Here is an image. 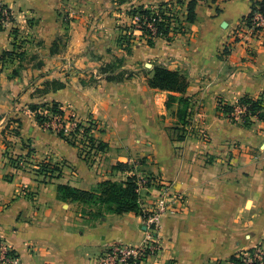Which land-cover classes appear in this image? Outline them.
<instances>
[{
  "label": "crops",
  "instance_id": "obj_1",
  "mask_svg": "<svg viewBox=\"0 0 264 264\" xmlns=\"http://www.w3.org/2000/svg\"><path fill=\"white\" fill-rule=\"evenodd\" d=\"M169 1L0 0L15 18L0 31V236L17 264H99L113 245H141V214L66 201L58 191L132 174L155 175L183 195L162 215L159 249L141 264H234L239 251L264 249V120L246 127L219 107L264 93V30L245 21L253 0H200L193 22L185 21L189 0H174L183 32L153 45L136 36L131 51L120 45L131 9ZM13 27L25 57L3 66ZM156 65L183 73L187 90L151 87ZM54 79L64 86L35 92ZM53 101L66 119L92 120L108 147L87 157L58 124L42 126L29 105ZM119 161L131 169L116 168ZM43 162L61 174H42ZM141 191L145 204L154 201L153 189Z\"/></svg>",
  "mask_w": 264,
  "mask_h": 264
},
{
  "label": "trees",
  "instance_id": "obj_2",
  "mask_svg": "<svg viewBox=\"0 0 264 264\" xmlns=\"http://www.w3.org/2000/svg\"><path fill=\"white\" fill-rule=\"evenodd\" d=\"M177 4L180 3L181 0H175ZM200 0H189L187 3V12L185 15V21L193 22L197 17V3ZM7 11L9 14V20L14 21V15L11 8L4 4L0 3V31L5 28L4 20H7V16L4 13ZM159 12V16L158 13ZM256 12H260L264 15V0H253V7L251 12L245 17V21L248 26L254 27L255 30L262 28L255 24L254 15ZM130 15L138 14L142 19L145 18H155V25L157 26V32L155 35H152V32L149 28H145V38L149 45L155 44V40L158 37H167L170 38L171 33L176 34L178 32H183L185 29L184 22L181 19V15L178 11L175 10L174 0L163 3L159 6V8L152 7H136L129 11ZM129 27V26H128ZM127 27L123 30H126ZM264 29V28H263ZM12 36L14 40V48L11 50H4L1 54V60L3 66H7L14 61H22L25 57V51L22 49L23 40L19 39V29L18 27L12 28ZM132 34L123 33L119 37L120 45L124 46V48L128 51L132 49ZM20 72L18 69L13 70V75L17 76ZM148 83L151 87L185 92L189 86V81L187 77L177 71L169 69L165 66L156 65L152 71V74L148 77ZM64 86V83L59 80H51L45 81L42 83V87H36V93H46L50 90H56ZM237 105H245L247 108L246 114L244 116L243 121L241 123L243 126L249 127L253 123V117H256L260 120H264V93L258 97H252L249 95L242 96L235 104H228L222 101H219L220 109L227 113L233 121H238L234 112ZM31 110L35 112L36 119L38 122L45 127L46 123L51 122L52 119H57V117H61L63 121V127L56 128L55 130L58 134L69 141L71 144L80 145L81 142L85 143L88 140V153L86 150V154H92L93 151L97 150H105L108 147V143L102 140L97 139L94 136V128L96 124L90 120L87 122L77 121L76 126L71 129L69 132L66 131L65 123L67 120H74L72 116L66 119V113L62 108V104L58 101L53 102H42V103H31L29 105ZM41 108L46 109L48 112H44ZM49 129H53L50 125L47 127ZM79 135L82 137L79 139ZM82 151L85 150L82 145ZM85 153V152H84ZM88 157V156H87ZM12 159V158H11ZM16 165H18L17 159H12ZM116 168H120L123 170L131 169V166L128 163L119 161L116 165ZM55 171H58L57 176L61 174L60 169L55 166L51 167L48 163H41L39 172L42 174H48L49 176L53 175ZM138 189V175L132 174L127 177L125 182H117L110 179L104 180L98 184L95 189H83L70 184L60 183L58 184L59 196L66 201H79L85 203H94V204H109L108 209L114 211L116 213H123L126 211H134L137 214H141L144 218L146 216L143 208L140 204L139 197L140 194L137 191ZM2 238H0V242ZM261 246H257L254 248H250L246 251H239L238 253L231 256V261L234 264H243L244 255L255 256L257 251ZM11 254H15V251L11 248L9 251ZM17 256V255H16ZM264 259V258H263Z\"/></svg>",
  "mask_w": 264,
  "mask_h": 264
},
{
  "label": "built area",
  "instance_id": "obj_3",
  "mask_svg": "<svg viewBox=\"0 0 264 264\" xmlns=\"http://www.w3.org/2000/svg\"><path fill=\"white\" fill-rule=\"evenodd\" d=\"M7 16V20H4V24L7 25L11 21L9 20V14L4 11ZM159 16V12L157 13ZM131 21L128 26L131 28L130 33L133 39L136 36L145 38V28H149L152 35L157 32V26L155 25V18H145L142 19L140 15H131ZM255 24L261 26L260 30H264V15L260 12H256L254 15ZM254 29V27L252 26ZM255 30V29H254ZM259 30V29H257ZM247 108L245 105H237L234 116L238 121H243L246 114ZM61 122V117H57L54 122L50 123L52 126L56 122ZM63 122V121H62ZM76 120L69 119L65 123L66 131L69 132L76 126ZM49 123V122H48ZM49 125V124H48ZM46 125L47 127H49ZM63 127V123L60 124ZM58 127V128H60ZM18 165L22 166L25 163L23 158L17 159ZM143 188H151L155 191V199L149 204L143 202L141 197V190ZM140 194L139 201L145 212V223L147 227V236L145 241L139 246H129V245H113L109 248L106 253L102 256L99 264H141L146 261L147 257L159 249V244L157 240L158 230L160 227L162 215L167 213L174 203L182 200V194L174 192L171 188V184L166 180H163L155 175H146L138 180V189ZM0 238H2L0 236ZM11 247L7 245L3 239L0 242V264H17L18 257L13 253H9ZM243 264H264V249L259 247L257 254L255 256L244 255Z\"/></svg>",
  "mask_w": 264,
  "mask_h": 264
},
{
  "label": "rangeland",
  "instance_id": "obj_4",
  "mask_svg": "<svg viewBox=\"0 0 264 264\" xmlns=\"http://www.w3.org/2000/svg\"><path fill=\"white\" fill-rule=\"evenodd\" d=\"M13 15H14V14H13ZM11 22H12V21H11ZM121 26L124 27V28H126V27L128 28V29H127V32H126V30H125V33H129V32H130V29H131V28L128 27V25H127L126 23H122ZM252 29H253V28H252ZM253 30H254V29H253ZM254 31H255V30H254ZM135 38H136V37H135ZM132 39H133V38H132ZM9 65H10V64H9ZM41 109H42V108H41ZM42 111H44V110L42 109ZM54 120H55V119L53 118L51 122L53 123ZM51 122L46 123V125H48V124L51 125V124H50ZM62 123H63L62 121H61V122H58V121L56 122V124H58V127H60V124H62ZM46 125H45V127H47ZM49 125H48V126H49ZM53 125H54V124H53ZM51 126H52V125H51ZM52 127H53V126H52ZM81 137H82V136L79 135L78 138L80 139ZM88 142H89L88 140H86L85 143H83V141H82V142H81V143H82V144H81V147H82V145H83L84 148H85V150H84L85 155L90 156V154H89V155L86 154V150H87V153H88V144H89ZM99 205H100V204H99ZM99 207H105L107 210H109V209H108L109 204H104V203H103V204H101Z\"/></svg>",
  "mask_w": 264,
  "mask_h": 264
},
{
  "label": "water",
  "instance_id": "obj_5",
  "mask_svg": "<svg viewBox=\"0 0 264 264\" xmlns=\"http://www.w3.org/2000/svg\"><path fill=\"white\" fill-rule=\"evenodd\" d=\"M227 22H224V25H226Z\"/></svg>",
  "mask_w": 264,
  "mask_h": 264
}]
</instances>
